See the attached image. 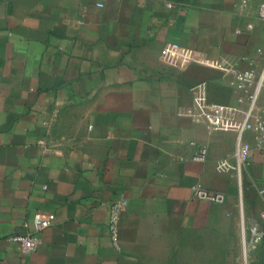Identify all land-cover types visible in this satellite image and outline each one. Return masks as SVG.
I'll list each match as a JSON object with an SVG mask.
<instances>
[{"label":"crops","instance_id":"obj_1","mask_svg":"<svg viewBox=\"0 0 264 264\" xmlns=\"http://www.w3.org/2000/svg\"><path fill=\"white\" fill-rule=\"evenodd\" d=\"M262 1L0 0V264H246L264 151L240 188L218 169L237 136L182 113L196 84L236 105L234 74L262 71ZM197 184L225 203L196 199ZM39 212L55 222L25 255L8 238Z\"/></svg>","mask_w":264,"mask_h":264},{"label":"built area","instance_id":"obj_2","mask_svg":"<svg viewBox=\"0 0 264 264\" xmlns=\"http://www.w3.org/2000/svg\"><path fill=\"white\" fill-rule=\"evenodd\" d=\"M106 3L107 0H96V7L103 9ZM167 6L172 7L171 4ZM257 16L264 24V0L258 6ZM258 52L261 53V50ZM218 67L228 71L232 69L231 65L224 61L219 63ZM230 84L235 90L243 93L236 105L211 102L207 84L202 82L191 88L192 105L182 115L194 123L205 124L213 133H234L237 136L233 162L228 159L221 160L218 163V169L235 177L241 188L243 175L249 165L253 151H264V105L261 103V95L264 90V67L260 73L253 68L236 72ZM246 134L252 135L254 144L244 139ZM207 156V149L201 148L194 155L193 160L206 162ZM192 191L196 199L213 205H221L226 201L225 194L210 191L202 184L195 185ZM124 206L125 203H121L111 208L112 229H115ZM54 222V214L36 213L32 220L31 231L26 235L11 236L8 241L18 244L23 254H33L42 244L41 233L50 228ZM252 232L254 238L251 249H255L260 240V234L257 233L256 229ZM246 250L245 248L244 255L248 253Z\"/></svg>","mask_w":264,"mask_h":264},{"label":"rangeland","instance_id":"obj_3","mask_svg":"<svg viewBox=\"0 0 264 264\" xmlns=\"http://www.w3.org/2000/svg\"><path fill=\"white\" fill-rule=\"evenodd\" d=\"M254 189H256L259 193L257 196L258 201L264 202V193L261 194V190L264 189V183H255ZM246 223H247V238L248 240H252L254 238V234L252 233V217L251 215L246 216ZM254 220V219H253ZM257 227V233L260 234V240L256 244L255 249L247 253V263L246 264H264V219H255ZM259 221V222H258Z\"/></svg>","mask_w":264,"mask_h":264},{"label":"bare ground","instance_id":"obj_4","mask_svg":"<svg viewBox=\"0 0 264 264\" xmlns=\"http://www.w3.org/2000/svg\"><path fill=\"white\" fill-rule=\"evenodd\" d=\"M242 212H243V211H242ZM242 218H243V214H242ZM240 226H241V232H242V234H243V238H244V240H246V229H245V226H244V221L241 222ZM246 245H247V244H246ZM246 248H247V247H246ZM247 250H248V248H247ZM247 250H246V251H247ZM244 257H245V262L247 263V255L245 254Z\"/></svg>","mask_w":264,"mask_h":264}]
</instances>
